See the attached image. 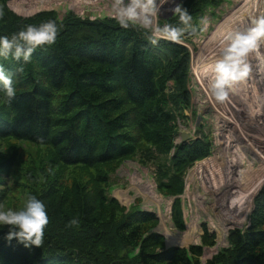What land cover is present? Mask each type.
Returning <instances> with one entry per match:
<instances>
[{
    "label": "trees",
    "instance_id": "trees-1",
    "mask_svg": "<svg viewBox=\"0 0 264 264\" xmlns=\"http://www.w3.org/2000/svg\"><path fill=\"white\" fill-rule=\"evenodd\" d=\"M14 1L25 5V0ZM42 1L59 3L35 0L30 10ZM213 2L184 0L182 6L194 15ZM0 9V35L10 37L27 25L49 20L59 29L56 42L37 48L27 64L0 57V65L13 74L16 90L9 102L0 85V138L48 142L63 163L98 169L90 188L75 179L70 185L60 184L57 173L50 176L44 165L26 170L27 194L45 203L50 222L40 247H26L16 238L9 241L10 226L0 225V264H203L204 244L215 242L207 226L202 243L167 247L164 234L146 229L158 221L155 211L134 206L123 212L103 185L108 173L102 166L134 154L141 138L164 152L174 146V115L167 104L170 98L190 102L187 47L165 39L153 45L143 31L124 29L112 17L82 18L69 11L61 18L56 9L23 16L7 0H0ZM21 66L23 72L17 71ZM171 78L174 91L168 95ZM209 153V143L199 138L177 143L172 165L179 171ZM14 158L12 154L8 161ZM168 176L160 187L182 192L181 175ZM175 202L177 213H182L178 199ZM73 218L78 224L69 227ZM250 219L244 229L231 230V245L207 264H264V185ZM227 227L221 226L224 231ZM214 228L218 241L220 231Z\"/></svg>",
    "mask_w": 264,
    "mask_h": 264
},
{
    "label": "rangeland",
    "instance_id": "rangeland-1",
    "mask_svg": "<svg viewBox=\"0 0 264 264\" xmlns=\"http://www.w3.org/2000/svg\"><path fill=\"white\" fill-rule=\"evenodd\" d=\"M79 1H84V3L77 5L72 4V0H59V3L52 1L46 4L42 1L43 3L40 2L34 10H30L29 6L37 5L34 4L37 3L35 0H25L24 6H20V2L14 0H7V4L23 16L32 15L43 9H56L61 18L69 11H73L82 18L95 19L113 16L112 0ZM183 1L162 0L161 2L158 0L161 6L157 22L160 25L165 23L179 24L178 17L173 16L170 9L174 3L182 4ZM247 1L214 0L213 3L206 5L205 9L203 8L197 14L191 15L193 17L192 27L185 32L181 42L189 52L186 80L190 90V102L188 104L185 102L175 103L171 98L168 101L167 108L171 109L174 115L171 121L174 126V146L171 150L169 152L161 151L153 143L141 138L134 154L109 161L102 166L108 173V180L103 184L106 193L117 198L122 205L121 211L128 212L136 206L156 212L159 217L158 221L147 224L146 229L161 231L165 236V246L178 244L189 247L191 244L202 243V235L205 232V226H207L209 231L214 233L215 242L214 244H204V251L200 256L203 264H207V261L221 249L231 245V230L235 228L244 229L247 226L255 205V197L264 185V147H261L264 145V128L260 126L262 123L264 124V115H261L260 109H257V119H253L250 118L252 116L248 113V109L247 113H244L245 116L239 110L238 120L244 124L243 128L241 132H238L239 135H234L236 141L229 145L230 149L227 150L228 145L221 149L219 131L220 125L223 123L219 117L220 114L231 115L232 111L229 109L234 102L231 97L224 103L217 102L210 87L211 81L214 80V65L221 58L222 49L228 43V40H223L222 37V32L226 28L225 25L229 22V18L232 20L235 18L236 12L233 13V10ZM247 4L242 8L248 9L253 6L252 10L257 9V14L253 16V20L264 16L263 0H250ZM25 9L30 10V12L25 14ZM251 23L248 22L245 28ZM236 28L237 25L233 31H236ZM227 35L230 36L228 31ZM254 53L251 55L253 56ZM259 53L261 54V61L264 62V52L260 49ZM174 83L172 78L167 80L166 91L168 95L174 91ZM240 94L243 96V91ZM248 114L249 116H246ZM232 115L231 117L235 118ZM251 119L253 122L255 121L254 123L258 124L259 122V124L251 126L248 123ZM182 131H188L191 134L187 141L199 138L208 142L210 153L176 171L171 158L177 143H180L178 141L181 140ZM221 151L229 156L227 160L220 159ZM12 154H15V158L10 163L8 158ZM33 164L36 166L44 165L50 176L56 172L60 184L70 185L75 179L84 183L87 188L92 186L93 176L98 173V169L95 167L63 163L55 155L54 146L48 142L35 143L28 139H18L12 135L5 136L0 138V205H3L5 210L11 208L18 211L26 204L29 195L27 194L24 173ZM174 172L182 177L183 191L179 193H171L160 187V181L162 179L168 180V173L173 174ZM252 178H263L260 179L261 182L256 187V193L251 198L246 195L238 212L228 214L221 211V209H225L222 204L228 205V199L233 198V191H229L230 188L227 190L226 184L236 180L243 184ZM245 186L248 185L245 184ZM119 197L123 198L124 201ZM177 199L182 211L180 214L176 210L177 202L175 201ZM231 215L229 222H226ZM212 225L220 231L218 241V231ZM222 225L228 226L225 231L221 228Z\"/></svg>",
    "mask_w": 264,
    "mask_h": 264
},
{
    "label": "clouds",
    "instance_id": "clouds-1",
    "mask_svg": "<svg viewBox=\"0 0 264 264\" xmlns=\"http://www.w3.org/2000/svg\"><path fill=\"white\" fill-rule=\"evenodd\" d=\"M160 6L158 0H112V18L124 29L143 31L153 45L161 39L181 43L185 32L192 27L193 17L182 4L174 3L170 10L173 16L178 17L179 24L160 25L157 22ZM3 18L4 11L0 9V20ZM58 31L56 22L49 20L39 25H27L10 37L0 35V57L5 59L11 57L17 62L27 64L37 48L51 46L56 42ZM262 44L264 16L254 19L250 26L229 36L228 43L222 49L221 58L214 65V80L210 83L217 102H226L230 89L247 80L251 71L248 58ZM17 71L23 72V67H19ZM12 76V73L0 65V85L9 102L16 96ZM49 222L45 203L35 195L29 196L24 207L18 211L11 208L5 210L4 206L0 205V225L10 226L8 240L16 238L26 247L33 245L40 247L43 244L45 229ZM77 224L78 220L73 218L68 226Z\"/></svg>",
    "mask_w": 264,
    "mask_h": 264
},
{
    "label": "bare ground",
    "instance_id": "bare-ground-1",
    "mask_svg": "<svg viewBox=\"0 0 264 264\" xmlns=\"http://www.w3.org/2000/svg\"><path fill=\"white\" fill-rule=\"evenodd\" d=\"M95 1L96 0H92V2H95ZM249 1L250 0H248L245 3L243 2L244 4H242V6L246 5ZM240 6L241 5H239V8H236L233 10V13L236 12V16L234 15L235 18L233 20L231 18H229L230 20L225 19V20H229V22L227 23V25H225L226 28L222 32L223 40H228V38H229V36L227 35V31L231 35L232 33L235 32V31H233V29L235 30L236 25H237L236 31H237V29L242 30L243 28H245V26L248 22L253 21V16L255 14H257L256 13L257 9L252 10L253 6L250 8L247 7L248 9H246L245 7L242 8V6L241 7ZM254 18H256V17H254ZM237 20H238V22H237ZM227 36H228V38H227ZM259 48L261 49L262 52H264V44H262ZM259 48L255 51L253 56L250 55L248 58V63H249L250 68H251L250 74H252V75L249 74V77L247 78L246 81L238 83L237 85H235L233 88L230 89L229 97H231V100L234 103L231 105V109H229V111H232L231 115L233 114L232 116H234L236 119L232 118L231 115L225 116L224 114H222V115L220 114L219 118L221 119V121L223 123L222 125H220V131H219L220 135H221V145H220V147L222 146L221 149L225 148V145H228V146L232 145L233 142L236 141L234 135H237V134L239 135L238 132H241L244 124L240 123L239 122L240 120H238V118L240 116L239 115L240 111L245 116L244 113L245 112L247 113V109H248V113H251V112L253 113V115H250V116H252L250 118H253V119H257L256 118V115H257L256 110L257 109H260L259 112H261V115H264V62L261 61V54L259 53L260 52ZM242 91L244 94L243 96L240 94ZM235 105H237V106H235ZM237 109H238L239 113L237 112ZM246 116H249V114ZM247 119H249V118H247ZM253 119H251L248 123L251 126H253V125L257 126L259 124V122L257 121L258 124L254 123L255 121L253 122ZM260 126H262L264 128L263 123ZM229 130H232V131H229ZM240 136L243 137L241 134H240ZM256 145H258V144L256 143ZM234 147H237V146H234ZM261 147H264V145H261ZM228 149H230V146H229V148H227V150ZM224 151H226V149H224ZM220 154H221L220 159H223V161L227 160V158L229 157L223 151H221ZM235 159H236V156H235ZM230 162H231V160H230ZM234 168H235V166H234ZM232 170H234V169H232ZM224 171H225V169H224ZM252 177H253V175H252ZM260 179L262 180L263 178H260ZM260 179L252 178V180H249L248 182L243 183V184L239 180L232 181V182L229 181L228 185L226 184V188H227V190L230 188L231 190H229V191H233V193H232L233 198L230 200L228 199V202H227L228 205L224 204V203L222 204L223 208H225V209H221V211H223L225 213L227 212L228 214L229 213L234 214V213L238 212L240 206L243 204V201L245 200L246 195L249 196V198H251L256 193V190H257L256 187L261 182ZM245 184H247L248 186L246 187ZM218 214H220V213H218ZM231 217H232V215L228 217V221H226V222H229Z\"/></svg>",
    "mask_w": 264,
    "mask_h": 264
},
{
    "label": "water",
    "instance_id": "water-1",
    "mask_svg": "<svg viewBox=\"0 0 264 264\" xmlns=\"http://www.w3.org/2000/svg\"><path fill=\"white\" fill-rule=\"evenodd\" d=\"M190 137H191V134L188 131H182V133H181V140L178 141V142H185L188 139H190ZM250 223H251V219H249V221L247 222V226H249ZM176 245H178V244H176Z\"/></svg>",
    "mask_w": 264,
    "mask_h": 264
}]
</instances>
